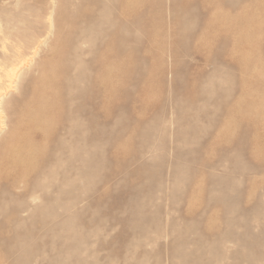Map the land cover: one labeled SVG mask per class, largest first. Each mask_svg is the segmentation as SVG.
Segmentation results:
<instances>
[{"label": "rangeland", "instance_id": "374dc122", "mask_svg": "<svg viewBox=\"0 0 264 264\" xmlns=\"http://www.w3.org/2000/svg\"><path fill=\"white\" fill-rule=\"evenodd\" d=\"M76 1L18 0L0 12L41 21L34 29L21 23L15 30L3 20L0 41L6 35L10 44L31 45L33 31L44 36L4 96L5 108L37 81L42 60L56 62L73 42L60 30H70L65 14L75 10ZM163 1L162 26L167 27L172 0ZM244 3L245 15L237 22L250 42L235 44L247 57L234 62L217 57L230 45L223 42L227 34L218 21L201 40L186 35L175 64L169 56L171 38L149 41L139 24L125 23V30L132 28L131 35L125 31V42L133 36L138 54L131 76L146 84L143 89L125 84V103L136 98L141 103L132 104L133 112L121 107L108 123L104 144L91 143L83 167L53 168L55 188L45 194L54 200H40L45 245L36 264H264V0ZM52 7L54 24L46 33ZM200 13L196 6L191 10V28L201 23ZM150 57L156 63L151 65ZM239 63L248 69L247 93L239 96L248 107L233 117L240 125L220 118L226 102L238 97ZM213 64L219 73L211 86L186 92L197 74L213 71ZM190 95L195 104L185 100ZM22 132L0 124V153L9 135ZM242 135L246 143L236 149ZM117 145L124 151L111 153ZM50 172L43 169L45 184L52 180Z\"/></svg>", "mask_w": 264, "mask_h": 264}, {"label": "bare ground", "instance_id": "6f19581e", "mask_svg": "<svg viewBox=\"0 0 264 264\" xmlns=\"http://www.w3.org/2000/svg\"><path fill=\"white\" fill-rule=\"evenodd\" d=\"M17 1L0 0V12L13 3L17 4ZM244 1L184 0L179 6L177 0H172L166 12L169 26L164 27L163 0H77L74 3L75 10L65 14L71 23L70 30L66 33L60 30L73 42L62 48L56 62L41 61L37 81L8 108L1 105L4 96L13 88V82H17L14 79L28 62L27 56L37 54L44 40L41 39L43 35L36 31L31 33V45L10 44L6 35L2 37L0 124H6L15 132H23L9 135V145L5 152L0 153V264L38 262L45 245L42 224L44 207L40 200H54V196L45 194L47 189L55 188L53 168L83 167L92 150L91 143L104 144L108 123L122 110L121 107L124 105L133 112L136 106L132 104L141 103L139 98L125 103V84L146 87V84L141 85L140 80L131 76L138 54L132 43L133 36L132 41L128 37L130 43L125 42L124 33L127 29L129 35L132 34V28L125 30V23L139 24V29L146 32L149 41L158 36L171 38L174 43L169 56L175 64L177 52L181 50V43H185L186 35L201 40L219 22L227 34L221 37L223 42H229L231 46L226 44L225 55L220 52L217 57L234 62L247 57V52L239 50L235 44L250 42L237 22L245 15ZM194 6L200 9L201 16L198 18L201 17V23L199 20L198 26L191 28L188 23ZM225 6L229 10L224 13L222 8ZM53 7L47 15L46 33L52 31L54 24ZM7 19H14V22ZM141 19H148V24H140ZM3 20L8 21L9 28L15 30L21 23L24 28L26 24L34 29L41 22L29 20L23 15L12 18L0 16V22ZM156 26L160 27V32ZM83 43L86 47L82 46ZM151 46L150 43L149 48ZM150 62L152 65L156 60L150 57ZM213 65L209 75L197 74L191 84H187L185 91L202 92L210 87L213 75L219 73L217 65ZM236 66L241 72L238 97L226 102L220 118L225 117L228 122L233 120L240 125L241 121L233 117L236 112H243L248 107L239 97L247 93L244 76L248 69L242 63ZM152 69L153 66L147 72L149 76L152 75ZM190 96L185 100H189L190 105L195 104V98ZM199 111L198 115L201 113ZM245 143L246 139L242 135L234 147L241 149ZM111 150V153H115L124 151V148L117 145ZM44 168H51L52 180L47 184L41 179Z\"/></svg>", "mask_w": 264, "mask_h": 264}]
</instances>
